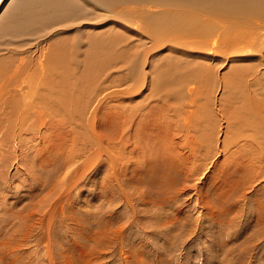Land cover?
Returning a JSON list of instances; mask_svg holds the SVG:
<instances>
[{
    "label": "rangeland",
    "instance_id": "obj_1",
    "mask_svg": "<svg viewBox=\"0 0 264 264\" xmlns=\"http://www.w3.org/2000/svg\"><path fill=\"white\" fill-rule=\"evenodd\" d=\"M13 1H18L17 7L20 8L24 2L29 0ZM76 1L81 6L80 15L54 22L46 28L27 30L23 29L22 24L18 22L14 29L0 39L1 44H4V49H0V52L12 48L6 58L26 67L27 71L29 68L34 75L41 72L39 68L46 61L41 58L44 53L68 63V68L64 69L55 60L49 62L50 67H53L49 69L52 70V76H55L54 89L60 94L70 90L72 96L80 98V92L88 90L87 86L96 94L112 82L122 84L126 81L130 77L131 68L136 65L141 52L148 45V40L135 28L126 30L121 25H115L110 21L108 12L93 11L94 9H91L88 3L83 4L80 0ZM8 11L9 8L4 11L0 9V17L1 14L5 16ZM259 30L260 34L256 38L247 39L248 43L251 42L248 50L250 53L246 50L244 52L250 54L249 57L241 58L230 52L228 56H234L230 59L224 60L222 56L225 55L206 58L210 59V64L217 72L214 79L216 82L213 81L212 84L213 96L217 100L216 104L212 103L210 114H207L211 119L209 121L211 124L209 128L201 131L206 137L210 135L209 138L207 137L210 143L206 144L207 140L200 141V143L203 142L200 146L202 147L201 152H198L195 160L184 161L187 164L185 166L189 169L193 167L194 171L187 179L186 173L178 174V184L174 181V185H178L180 190L172 188L170 178L165 182L170 183L171 187L165 189L160 184L162 174L167 170L161 165L162 158L158 157V154L154 156L153 159H158L157 165L160 166L158 178L154 177L152 180L150 176L148 183H144V192L141 191L140 199H138L140 195L133 197L135 211L125 203L121 197V191L114 187L113 182H104L111 179L105 180V177H110L109 174L112 173L109 160L104 154L94 168L86 172L84 180L82 178L73 187L70 193L71 199L68 200L69 195L64 194L61 199L64 206L63 215L56 214L52 227L47 230L48 227L41 219L48 208L47 206L42 207L40 202L44 205V201L52 199L53 196L57 197L63 189L61 185L64 183L63 175L66 169L62 167L60 170L62 173L57 176L52 174V171L55 165L63 162L59 155L62 156L65 151L55 146L57 142L55 137L44 139L39 135L29 141L31 145L20 146L21 149L0 147V264H11V261L12 264H51L48 248L50 251L53 250L51 256L56 264H65L66 257H72L73 263L81 264V260L76 256L77 243L83 245L88 252L95 251L94 256L97 258L91 264H136L128 254L135 252L141 255L140 264H264V152H256L258 156H254L256 159L253 165L251 164L254 160V158L252 160V151H242L240 153L242 158L237 156L232 158L226 153L219 152L220 148L218 149V140L224 136H221L223 128L228 126L227 117L232 119L228 129L230 132L236 131L238 122L243 118L242 120H250L251 126L256 127L250 128L253 132L258 134L263 132V138L261 135L259 139L264 141V104L262 116L255 118H253L254 115H247L244 112L241 115H235L238 117L236 119L229 113L231 112L229 108L235 103H241L248 94L259 93L258 95L264 102V74H261L259 84L252 83L248 90L239 87L240 85L232 84L226 89L222 84L223 76L228 74L233 78L234 75L240 73L237 69L240 67L249 68L250 71H264V29ZM116 31L121 33L120 39L109 47L106 39L111 38V34ZM12 34L18 36L11 39ZM104 44L108 47L107 51L102 47ZM166 50L167 52L159 50L150 55L153 61L152 71L153 65H157L159 69L167 68L169 64L175 62V59L177 61L183 58L184 62H194L192 57L195 55L178 56L171 54L170 48ZM23 58L29 61L28 67L22 63ZM45 58L49 57L45 56ZM104 58H110L109 62L104 63ZM196 62L207 61L203 55H200L197 56ZM237 64H243L246 67L243 65L239 67ZM146 70L150 71L151 65L147 66ZM251 74L249 72L245 76ZM65 77H68V80L63 82ZM82 77H87L85 83L80 80ZM108 77L110 79L107 82ZM88 78L93 82H90ZM130 84L131 81H126L122 87L111 85L101 94L104 95L111 90H119L126 86L132 89L133 86ZM38 86H40L39 95L41 97L47 86L44 87L39 82ZM200 88L204 87L200 86ZM46 93L48 91L44 92ZM143 93V97L136 96L134 99H126L123 105L129 107L128 104L140 102L142 99L147 100L150 93L147 86ZM203 93H205L204 90ZM43 98L49 99L47 96ZM205 101L206 98H200L198 104L204 105ZM119 102V100H113L109 107L115 110L116 105L122 100ZM41 106L49 108L43 101ZM226 110L229 114L224 115ZM108 112L111 113L110 109ZM203 115L205 114H200V116ZM104 120L105 117L102 121ZM116 125L109 126L108 136H119L118 122ZM103 128L108 129L107 126ZM244 131L251 132L245 128ZM199 134L196 133L197 136H200ZM108 136L104 137L105 140ZM211 143L213 144L212 149L209 148ZM69 148L66 152L70 151ZM117 149V147H111L113 156L117 154ZM239 159L243 161L244 166L240 167ZM83 160V158L77 159L73 165H82ZM152 161L148 158L142 161L140 164L142 172L149 169V162ZM191 161L195 163L192 167ZM247 161L248 165L245 167ZM177 165L179 164L174 163L173 165L170 162L172 178ZM123 168L124 173L119 171L118 177L125 192L131 194L137 187L136 183L130 179L132 166L128 165ZM245 168L249 169V174L245 172ZM71 180L72 178H69L67 182L72 184ZM102 183L112 189L105 192L102 186L100 187ZM52 189L57 190L53 192ZM31 212L33 213L30 220H25V215ZM101 226L114 229L119 227L120 232L122 230L125 233L123 240L109 237L104 242H100L101 239H92V233L99 230ZM47 236L49 241H53L51 245L46 243ZM3 246L12 249L9 250L12 254H5ZM121 246L123 250L127 249L128 253L123 254ZM224 256L227 257L226 260Z\"/></svg>",
    "mask_w": 264,
    "mask_h": 264
},
{
    "label": "bare ground",
    "instance_id": "obj_2",
    "mask_svg": "<svg viewBox=\"0 0 264 264\" xmlns=\"http://www.w3.org/2000/svg\"><path fill=\"white\" fill-rule=\"evenodd\" d=\"M80 1L83 4L88 3V6L94 9L93 11L103 10L108 12L109 15L108 13L106 15H108L110 21L115 25H121L126 30L131 28L137 29L142 36L147 38L148 45L141 52L140 59L131 68L130 77L126 80L131 81L130 86H133L132 89L126 86L119 90H111L103 95L101 93L111 85L122 87V84L126 81L122 84L112 82L107 88L98 91L96 94L90 91V88L87 86L85 88L89 91L82 90L80 98L72 96L70 90L67 93L60 94L54 89L55 83L53 79L55 76H52V70L49 68L52 69L53 67H50L49 62L55 60L64 69L68 68V63L44 53L41 58L46 61L39 68L41 72L34 75L30 72L29 68L27 71L26 67L11 62L6 58L9 55V50H12V48H8L5 52H0V147H5V149L13 147L15 150L21 149L20 146L30 144L29 141L34 136L39 135L44 139L55 137L57 140L55 146L65 151L62 156L59 155L60 160L63 159V162L55 165L52 171V174L57 176L62 167L66 169L65 172L63 171L64 183L61 185L60 182L63 188L62 191H59L60 193L57 197L53 196L52 199L48 197L49 199L44 201V205L39 201L42 207L47 206L48 208L45 216L41 219L46 224V227H48L47 230H49V227H52L51 225L54 222L56 214L63 213L64 206L61 199L64 197V194L69 195L68 200H70L72 197L70 193L73 187L81 181L86 172H89V169L94 168L99 158L104 154L107 157L106 159L109 160L110 164H108L112 169V173L109 174L110 177H105V180L111 179L104 182H113L114 187H117L121 191V197L125 200V203L134 211L133 197L139 196L141 191L144 192V183H148L150 176L152 180H154V177L158 178L160 166L157 165L158 159H153L157 154L158 157L162 158L163 162H161V165L167 170L162 174L160 184L165 189L172 186L174 190H180L177 187L178 185H174V181L177 183L178 174L186 173L187 179L194 171L192 166L195 165L192 160L190 163L192 168L189 169L186 167L187 164L184 161L187 162L189 159L195 160L198 152H201L202 147L200 146L203 142L201 144L200 141L207 140L205 143H210L208 139L210 135H207V138L201 131L209 128L208 126L211 124L209 122L211 119L207 114H210L212 103L216 104L217 100L213 96L214 90H212V84L215 76H217V72L212 64H210V59L206 58L208 56L225 55L222 57L226 60L234 57L228 56L230 52L241 58L249 57L250 54L244 52L245 50L249 52L248 50L250 49L251 42L248 43L247 39L256 38L260 34L258 33L260 32L259 29H264V0ZM17 4L18 1L0 0V9L4 11L6 8H9L8 13L5 16L1 14L0 17V39L14 29L18 22L22 24L23 29L35 30L36 28H46L54 22L67 20L81 13V6L76 0H29L24 2L20 8L17 7ZM120 35L121 33L116 31L111 34V38L106 39L109 47L120 39ZM17 36V34H12L11 39ZM102 47L104 50H108L107 45L104 44ZM166 48H170L171 54H177L178 56H184L185 54H189L190 56L195 55L192 57L194 62H184L183 58L177 61L175 59V62L169 64L167 68L159 69L157 65H153L152 71L153 61L150 59V55L157 53L159 50L167 52ZM0 49H4V44L0 45ZM200 55H203V58L207 62H196L197 56ZM45 56L49 58L46 59ZM109 60L110 58H104L103 62L106 63ZM22 63L27 67L30 65L26 58H23ZM149 65H151L150 71L146 70ZM241 65L238 66L240 67ZM243 67L246 66L243 65ZM237 69L240 73L234 75L233 78L228 74L222 77L224 88L228 89L232 84L234 86L240 85L239 87H244L245 90H248L252 83L259 84L261 74H264L262 70L250 71L249 68L241 67ZM249 72L252 74L245 76ZM86 78L82 77L80 80L85 83ZM109 79L108 77L107 82ZM67 80L68 77H65L62 81L65 82ZM88 80L93 82L92 79L88 78ZM38 82L44 87L47 86L45 91H48V93L44 94V91L41 97L39 95L40 86H38ZM132 82L135 83L132 84ZM146 86L150 90L147 100L142 99L140 102L128 104L130 108L126 107L127 105H123V102L128 98L143 97V90ZM200 86L204 88H200ZM203 90L205 93H203ZM258 94H248L241 103H235L233 107L229 108L231 111L229 112L230 116L235 117V115H241L244 112L247 115H254L253 118L262 116L264 102ZM43 96H47L49 99L43 98ZM203 97L206 98L205 104H198V99ZM113 100H119L120 102L122 100L121 103L119 102L120 104L116 105L115 110L111 109V106V108L109 107V104ZM42 101L49 108L41 106ZM108 109H110L111 113L108 112ZM225 112L223 114L227 115L228 110ZM200 114L205 115L200 116ZM103 117H105L104 121H102ZM242 119L239 122L237 121L238 128L236 131L230 132L228 129L230 128V120L232 119L227 117L228 121H226V124L228 126L227 128H223L221 136H224L218 140V149L220 148L219 152L226 153L232 156V158L234 156L242 158V155H240L242 151H252V160L253 158L254 160L251 164H253L258 156L256 152H264V141L260 140L261 135L263 138V132L261 131L259 134L253 132L250 128L254 126H251L250 120ZM203 120L204 122L202 123ZM117 122L120 132L119 136H108L110 134L109 126L112 124L116 125ZM254 124L256 125V123ZM103 126H107L108 129H104ZM244 128L251 132L244 131ZM196 133H201V135L197 136ZM105 136H108V139L105 140ZM48 144L51 145L52 143ZM212 145L211 143L209 148ZM112 146L118 148L117 154H114L115 156L112 154ZM67 148L70 151L66 152ZM81 158L84 159V162L81 163L82 165H73L77 159ZM145 158L152 159L153 161L149 162V169H145L142 172L140 164ZM248 161L245 163V167L248 165ZM170 162L173 165L174 163L179 164L176 166L177 170L174 171L175 175L173 178L170 173ZM127 164L132 166L130 170L132 177L130 179L137 185V187L135 186L136 190L134 189L135 192L131 194L125 192L118 177V172L120 171L123 174V167L128 166ZM242 166H244L243 161L240 160V167ZM74 167L75 169H73ZM188 167H190L189 163ZM245 172L250 173L249 169L246 168ZM65 178L66 180H64ZM69 178H72V184L67 182ZM168 178H170L171 186L170 183L165 182L168 181ZM101 186L105 192L112 189L103 183ZM30 187L33 188L32 186ZM147 187L150 189L149 186ZM52 190L55 192L57 189ZM140 197L141 195L138 199ZM206 202L209 204L208 201ZM71 204L73 205V203ZM32 213L25 215V220H30ZM98 220L100 221V219ZM96 223L98 224V221ZM109 228L101 226L99 230H93L92 239H101L100 242H104L109 237L123 240L124 231L121 230L120 232L119 227L115 229ZM87 237L89 238V235ZM46 239V243L51 245L53 241H49L48 236ZM77 244L75 248L76 256L81 260V264L93 263L92 261L97 258L94 256L95 251L88 252L83 245ZM223 247L226 248V245L223 244ZM3 249L5 251H1H4L5 254H12L9 251L12 249H9L7 246H3ZM47 250H49L50 263L56 264V261L51 256L53 255L51 253L53 250L50 251L49 248ZM126 250H123L121 246V251L124 252L121 253H128V250ZM128 254L134 263H141V255L138 252ZM71 259L72 257H66L65 264H75ZM226 259L227 257H225Z\"/></svg>",
    "mask_w": 264,
    "mask_h": 264
}]
</instances>
